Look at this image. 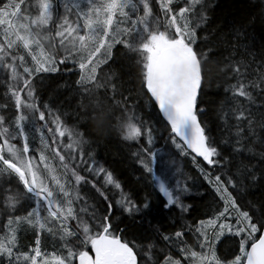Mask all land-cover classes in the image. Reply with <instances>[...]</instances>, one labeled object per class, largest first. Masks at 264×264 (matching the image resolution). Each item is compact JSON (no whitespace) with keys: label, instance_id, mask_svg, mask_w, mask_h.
Wrapping results in <instances>:
<instances>
[{"label":"snow or ice","instance_id":"snow-or-ice-1","mask_svg":"<svg viewBox=\"0 0 264 264\" xmlns=\"http://www.w3.org/2000/svg\"><path fill=\"white\" fill-rule=\"evenodd\" d=\"M221 3L0 0V264H264V0Z\"/></svg>","mask_w":264,"mask_h":264},{"label":"trees","instance_id":"trees-1","mask_svg":"<svg viewBox=\"0 0 264 264\" xmlns=\"http://www.w3.org/2000/svg\"><path fill=\"white\" fill-rule=\"evenodd\" d=\"M250 2H255V0H250ZM244 5L242 3H233V0H222L221 3V14L228 12V11H234L237 8H243ZM130 71H134V69L130 70ZM211 94V91H210ZM101 134L103 133V130L100 129L98 130ZM115 149L113 148L112 151H114ZM103 155V152L101 153ZM111 154L109 153V159H111ZM229 241L225 240L224 243L221 245V248L223 249L226 245H228Z\"/></svg>","mask_w":264,"mask_h":264}]
</instances>
